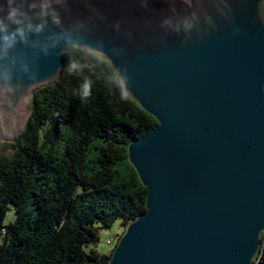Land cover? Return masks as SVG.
<instances>
[{
	"label": "water",
	"instance_id": "1",
	"mask_svg": "<svg viewBox=\"0 0 264 264\" xmlns=\"http://www.w3.org/2000/svg\"><path fill=\"white\" fill-rule=\"evenodd\" d=\"M0 21V138L26 129L68 46L107 59L157 119L128 148L146 210L107 264H252L264 232V0H0Z\"/></svg>",
	"mask_w": 264,
	"mask_h": 264
},
{
	"label": "trees",
	"instance_id": "2",
	"mask_svg": "<svg viewBox=\"0 0 264 264\" xmlns=\"http://www.w3.org/2000/svg\"><path fill=\"white\" fill-rule=\"evenodd\" d=\"M63 57L58 80L36 89L26 129L0 140V264H107L113 249L94 247L100 229L146 210L128 148L157 119L104 57L75 46ZM260 239L252 264H264Z\"/></svg>",
	"mask_w": 264,
	"mask_h": 264
},
{
	"label": "rangeland",
	"instance_id": "3",
	"mask_svg": "<svg viewBox=\"0 0 264 264\" xmlns=\"http://www.w3.org/2000/svg\"><path fill=\"white\" fill-rule=\"evenodd\" d=\"M31 103L28 104L29 107H31ZM3 139L7 138H0V140ZM93 156V152L91 151L90 158ZM88 162L89 165L93 167V160L90 159ZM124 230L125 228L122 227L120 219L116 220L111 227H102L99 233L100 239L94 247L100 252L108 253L111 249L115 248L118 241V235L123 234Z\"/></svg>",
	"mask_w": 264,
	"mask_h": 264
},
{
	"label": "clouds",
	"instance_id": "4",
	"mask_svg": "<svg viewBox=\"0 0 264 264\" xmlns=\"http://www.w3.org/2000/svg\"><path fill=\"white\" fill-rule=\"evenodd\" d=\"M23 13L19 12L16 8H12L9 13H8V20L11 21L12 23H15V24H20L22 23V21L20 19H18L19 16H22ZM3 21H0V24H2ZM31 27V26H29ZM40 28L37 27L36 28V31H39ZM20 35H23V29L22 28H18L16 30ZM3 39L5 41H9V40H14L15 39V33H13L12 35H5L3 37ZM120 86H121V89H123V81L120 82ZM91 87H90V84L89 83H85L82 87V91L80 93V96H81V99H86L88 97L91 96Z\"/></svg>",
	"mask_w": 264,
	"mask_h": 264
}]
</instances>
